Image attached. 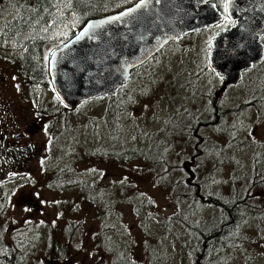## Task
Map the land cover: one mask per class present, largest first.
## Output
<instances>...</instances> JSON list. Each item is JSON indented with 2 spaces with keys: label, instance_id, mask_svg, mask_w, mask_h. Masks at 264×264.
Listing matches in <instances>:
<instances>
[{
  "label": "rangeland",
  "instance_id": "1",
  "mask_svg": "<svg viewBox=\"0 0 264 264\" xmlns=\"http://www.w3.org/2000/svg\"><path fill=\"white\" fill-rule=\"evenodd\" d=\"M137 1L0 0V66L7 73L6 96L18 130L48 101L57 103L53 151L48 152L47 138L40 134L30 165L0 175L4 241L24 242L22 252H30L38 263L53 234L67 247V256L62 261L43 259L44 264H108L98 235L125 251L132 264L147 263L150 251L162 264H192L183 254L190 236L169 221L179 211L170 184L186 179L190 171L202 174L194 166L184 169L195 154L186 145L188 139L222 150L226 164L215 169L209 187L223 195L231 192L235 170L241 176L254 157L264 160V102L260 111L247 108L232 121L239 149H229L211 129L212 99L223 79L210 69L208 58L215 35L231 25L227 17L171 42L151 62L134 69L115 92L117 112L108 96L69 107L55 97L44 75L43 52L70 39L87 20ZM226 2L214 0L221 14ZM25 56L30 72L38 67L32 79L23 70ZM234 93L227 92L223 101L231 104ZM163 161L172 170L165 187L158 185L154 167ZM250 198L264 209V181L250 189ZM189 208L186 203L183 212L193 220L217 211ZM235 236L233 251L218 264H264V216L249 217Z\"/></svg>",
  "mask_w": 264,
  "mask_h": 264
},
{
  "label": "water",
  "instance_id": "2",
  "mask_svg": "<svg viewBox=\"0 0 264 264\" xmlns=\"http://www.w3.org/2000/svg\"><path fill=\"white\" fill-rule=\"evenodd\" d=\"M226 5L221 14L214 0H139L87 20L49 53L55 95L67 106L113 95L134 69L168 44L227 17L231 25L215 35L208 58L210 69L223 79L218 95L263 56L264 0H227Z\"/></svg>",
  "mask_w": 264,
  "mask_h": 264
},
{
  "label": "trees",
  "instance_id": "3",
  "mask_svg": "<svg viewBox=\"0 0 264 264\" xmlns=\"http://www.w3.org/2000/svg\"><path fill=\"white\" fill-rule=\"evenodd\" d=\"M260 43L263 47L261 60L241 73L240 81L237 84L227 87L212 99L215 120L211 124V129L216 136H221L226 140V146L231 150L239 149L241 143L232 121L238 119L247 108L251 107L260 111L259 105L264 102L260 98L264 96V80H262L264 75V36ZM152 58L147 62H151ZM229 91H235L231 104L223 101ZM115 94L108 97L110 106L117 112L120 107L114 100ZM194 138L188 139L186 142V145L193 149L195 154L191 157V162L185 164L184 169L189 170L190 166H194L195 172L200 170L202 174L200 175L201 172L194 174L189 170L186 179L181 178L170 184L171 192L174 195L177 193L175 198L179 211L176 219L169 221L178 223L190 236L183 254L192 264H218L221 259L226 258L233 251L232 244L237 239L235 234L244 222L249 217L262 218L264 216V209L251 201L250 198V189L264 181V160L254 157L251 169L243 172L241 176H238L239 173L236 174L235 170L231 179L230 186L232 188L229 195H223L220 191L213 192L209 183L213 181L215 169L222 167L226 160L220 154L222 150H218L216 146L209 143L202 145L201 141L195 143ZM212 151L216 153L212 154ZM154 167L158 185L168 186L167 179L171 177L172 170L165 166L164 161L157 162ZM3 198L6 202V195ZM186 203H190L189 209L192 211L204 207L217 211L205 219L193 220L183 212ZM5 231L1 226L0 264H44L43 259L46 260L45 262L62 261L67 256V247L61 245L59 240L50 234L45 241V249L42 251L41 260L38 263L30 252H22L20 246L24 242H20L21 245H15L14 239L13 244L5 243ZM97 243L110 258L108 264H132L125 251L116 249L113 243L106 238L98 235ZM147 259L145 264H162L161 257L155 252L150 251L147 254Z\"/></svg>",
  "mask_w": 264,
  "mask_h": 264
},
{
  "label": "flooded vegetation",
  "instance_id": "4",
  "mask_svg": "<svg viewBox=\"0 0 264 264\" xmlns=\"http://www.w3.org/2000/svg\"><path fill=\"white\" fill-rule=\"evenodd\" d=\"M57 46L59 45L43 52V56L45 54L43 57L45 59L43 71L53 92L54 90L48 76V56ZM22 66L23 70L25 72L27 71L26 73L31 71V62L26 56L22 60ZM37 69L38 67L35 66L32 72L28 73L31 79L36 74ZM5 76H7V73H5L3 66H0V175L16 167L27 168L30 165L34 154L37 153L35 140L40 134H45L47 138L46 144H48V152L53 151L54 148L52 149L51 141L56 140V132L54 130L52 131V129L55 126V120L58 114L57 103L54 100L52 102L48 101L38 110L36 115L32 116V120L24 128L18 130V123L15 121L13 109L6 96L7 78ZM55 97L57 98L56 95Z\"/></svg>",
  "mask_w": 264,
  "mask_h": 264
},
{
  "label": "snow or ice",
  "instance_id": "5",
  "mask_svg": "<svg viewBox=\"0 0 264 264\" xmlns=\"http://www.w3.org/2000/svg\"><path fill=\"white\" fill-rule=\"evenodd\" d=\"M146 3V0H141V4H145ZM140 7V5H137V8H139ZM225 7L227 8V5H225ZM131 11H135V9H133V10H130V12ZM129 13H125V15H128ZM115 19H119V17H116ZM78 39H79V37H78Z\"/></svg>",
  "mask_w": 264,
  "mask_h": 264
}]
</instances>
